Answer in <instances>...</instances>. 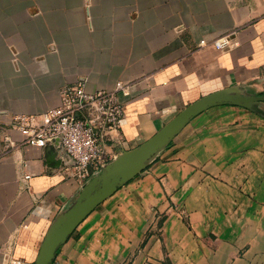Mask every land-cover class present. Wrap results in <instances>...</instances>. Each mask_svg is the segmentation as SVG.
<instances>
[{
  "label": "crops",
  "instance_id": "0c3cea01",
  "mask_svg": "<svg viewBox=\"0 0 264 264\" xmlns=\"http://www.w3.org/2000/svg\"><path fill=\"white\" fill-rule=\"evenodd\" d=\"M80 80L91 93L127 86L106 164L204 96L264 91V0H0V264H34L81 189L60 147L25 144L11 121L58 106ZM52 264H264V118L199 114Z\"/></svg>",
  "mask_w": 264,
  "mask_h": 264
},
{
  "label": "built area",
  "instance_id": "2783aa9c",
  "mask_svg": "<svg viewBox=\"0 0 264 264\" xmlns=\"http://www.w3.org/2000/svg\"><path fill=\"white\" fill-rule=\"evenodd\" d=\"M229 42V36H223L214 40L212 46L224 50ZM205 45L200 41L199 46ZM126 93L127 86L121 83H117L113 90L91 93L80 80L59 90L58 106L39 116L16 115L10 128L29 146L45 148L56 144L60 147L69 161L65 170L82 187L106 162L101 143L119 128L123 117L121 98ZM4 142L11 143L8 135L4 136ZM28 179L29 176L24 177V180Z\"/></svg>",
  "mask_w": 264,
  "mask_h": 264
},
{
  "label": "water",
  "instance_id": "95a60500",
  "mask_svg": "<svg viewBox=\"0 0 264 264\" xmlns=\"http://www.w3.org/2000/svg\"><path fill=\"white\" fill-rule=\"evenodd\" d=\"M263 95H251L237 88L215 92L200 98L179 112L147 141L130 151L122 152L104 164L97 174L84 184L74 201L61 211L43 236L34 264H52L58 249L75 229L102 202L139 175L171 140L195 117L222 105L241 107L264 118L259 104Z\"/></svg>",
  "mask_w": 264,
  "mask_h": 264
},
{
  "label": "rangeland",
  "instance_id": "374dc122",
  "mask_svg": "<svg viewBox=\"0 0 264 264\" xmlns=\"http://www.w3.org/2000/svg\"><path fill=\"white\" fill-rule=\"evenodd\" d=\"M263 94H264V91H261V92L255 94V95H263ZM259 107H260L261 110L264 111V105H263V103L259 104ZM73 201H74V200H73ZM73 201H72V202H73Z\"/></svg>",
  "mask_w": 264,
  "mask_h": 264
}]
</instances>
